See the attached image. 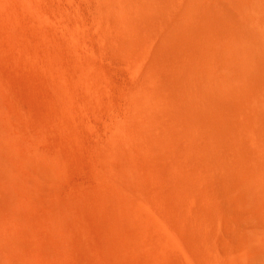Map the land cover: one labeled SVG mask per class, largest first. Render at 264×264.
Masks as SVG:
<instances>
[{"label": "bare ground", "instance_id": "obj_1", "mask_svg": "<svg viewBox=\"0 0 264 264\" xmlns=\"http://www.w3.org/2000/svg\"><path fill=\"white\" fill-rule=\"evenodd\" d=\"M3 15L36 25L13 57L55 96L39 134L6 115L10 143L91 156L127 264H264V0H0ZM10 232L0 218V244Z\"/></svg>", "mask_w": 264, "mask_h": 264}, {"label": "rangeland", "instance_id": "obj_2", "mask_svg": "<svg viewBox=\"0 0 264 264\" xmlns=\"http://www.w3.org/2000/svg\"><path fill=\"white\" fill-rule=\"evenodd\" d=\"M15 4L13 9L16 11L13 10L12 15L20 16L21 7H14ZM78 8L88 14L84 4H79L75 11ZM18 16H11L12 20L9 16H6L8 19H3L5 15L0 17V81L3 82H0L3 92L0 93V218L10 222L16 231L10 232L11 239L5 240L6 243L1 242L5 250L2 251L0 244V261L13 264H127L129 260L118 253L124 246L120 232L115 231L117 226L111 217L114 211L101 209L103 206L97 201L96 169L91 156L79 163L69 160L67 165L57 164L35 155L23 158L13 142L10 143L13 132L5 121L6 115L21 125L25 135L39 134L44 123L52 122L56 117L55 96L47 82L43 77H35L13 57L16 52L12 40L23 35L34 42L37 37L35 31H30L36 25L24 18L21 21ZM79 17L76 12L71 21H79ZM111 67V74L115 73L117 76H113L118 78L114 95L118 101L126 87V66L118 62ZM55 137L51 144L54 148L48 149L54 157L60 144V138Z\"/></svg>", "mask_w": 264, "mask_h": 264}]
</instances>
